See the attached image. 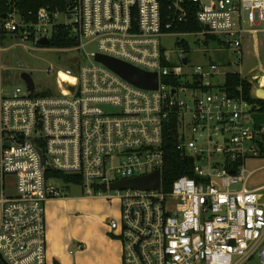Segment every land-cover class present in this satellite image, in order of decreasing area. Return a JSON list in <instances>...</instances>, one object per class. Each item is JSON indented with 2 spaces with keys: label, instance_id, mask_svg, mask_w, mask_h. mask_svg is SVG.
Returning a JSON list of instances; mask_svg holds the SVG:
<instances>
[{
  "label": "built area",
  "instance_id": "1",
  "mask_svg": "<svg viewBox=\"0 0 264 264\" xmlns=\"http://www.w3.org/2000/svg\"><path fill=\"white\" fill-rule=\"evenodd\" d=\"M2 4L0 255L7 264H48L45 205L69 195L51 184L63 181L51 171L75 177L84 197L119 199V219L107 224L123 243V264H264V186L248 188L245 168L264 155V123L254 120L264 112L253 102L264 101L257 96L264 90V0H70L66 10L36 14L22 13L13 0ZM192 22L203 29L178 31ZM61 30L78 42L62 50L77 54L94 43L98 50L56 72V95L38 93L36 84L31 91L25 81L6 92L12 68L1 65L2 54L18 41L51 44ZM173 33L216 37L234 62L193 67L186 50L173 56L161 45ZM251 43L257 65L244 73L237 69L247 66ZM97 54L157 74L158 88L130 84ZM237 74L252 84L250 99L243 85L237 96L224 89ZM220 76L223 84L216 83ZM171 133L194 166L193 177L167 188ZM157 171L160 189L113 188Z\"/></svg>",
  "mask_w": 264,
  "mask_h": 264
},
{
  "label": "rangeland",
  "instance_id": "2",
  "mask_svg": "<svg viewBox=\"0 0 264 264\" xmlns=\"http://www.w3.org/2000/svg\"><path fill=\"white\" fill-rule=\"evenodd\" d=\"M220 40H223V36H219ZM185 42L188 48L181 46L179 44ZM261 56L264 58V42L261 41ZM161 45L165 50H168L173 56L181 55L183 50H186L185 55L189 57L191 66L208 67L214 63L222 64L225 62H234L231 53L228 51L227 47L223 43H206L199 36L195 35H178L173 33L172 35H166L161 39ZM250 49L245 50V59L247 66L243 69L238 68L237 70H243L247 73L249 68L257 65L255 57V51L252 49V43L250 44ZM98 50L95 43L86 46V49L82 50L80 53L73 54L62 49H55L46 46H40L39 44L28 41L13 44V48L2 54L1 65L3 67L12 68L11 78L5 80V90L9 92L12 88L16 86H21L24 88L25 84L20 78V74L27 71L31 74L34 84H36L37 92L42 94H58V84L56 83V72L65 70L67 68H74L77 60H81L82 63H86L87 59L85 57L86 53L92 54ZM76 57V58H75ZM250 65V66H249ZM51 68H55L54 73H49ZM225 81L224 77L220 76L216 83L223 84ZM260 86L264 87V80L260 82ZM246 176L249 177L247 184L248 188L256 189L258 187L264 186V155L258 157L257 159H248L245 164ZM251 174V175H250ZM14 179L12 176L7 177L6 191L11 192V185ZM51 184L57 187H66L69 195L73 197H80L83 195V191L76 185H65L63 181H51ZM243 184L233 185L234 190L240 191L243 188ZM106 200V199H104ZM96 209L100 215L110 214L109 219H119L120 212V201L116 200H106L97 202ZM1 211L0 208V221H1ZM247 264H258L256 261H250Z\"/></svg>",
  "mask_w": 264,
  "mask_h": 264
},
{
  "label": "crops",
  "instance_id": "3",
  "mask_svg": "<svg viewBox=\"0 0 264 264\" xmlns=\"http://www.w3.org/2000/svg\"><path fill=\"white\" fill-rule=\"evenodd\" d=\"M67 196L46 202L48 264H123V243L110 232V214L100 215L97 202Z\"/></svg>",
  "mask_w": 264,
  "mask_h": 264
},
{
  "label": "trees",
  "instance_id": "4",
  "mask_svg": "<svg viewBox=\"0 0 264 264\" xmlns=\"http://www.w3.org/2000/svg\"><path fill=\"white\" fill-rule=\"evenodd\" d=\"M10 0H2V3L7 4ZM70 0H13L16 7L23 13L32 12L36 14L40 8H46L49 10H66L68 8V2ZM1 3L0 10L5 11V7ZM203 27L199 26L197 23L183 24L178 31H197L200 32ZM206 43H221L216 37L208 36L205 40ZM78 42L72 37H68L65 30H61L59 35L55 36L51 40L50 48L55 49H73L76 48ZM183 46H188L183 42ZM227 83L224 89L232 96H237V90L240 85H243V90L247 94L248 99L251 98L250 91L252 90V84L247 80H242L240 75H229L227 77ZM48 95V94H43ZM253 102H258L260 105V111L264 112V101L255 100ZM166 161L164 165L163 172V183L169 188V185L179 177L189 175L193 177L194 161L188 155L183 154L177 150V139L171 133L165 143ZM53 177L63 180L67 185L77 184L78 180L67 174H60L57 172L50 173ZM0 264H4L0 259Z\"/></svg>",
  "mask_w": 264,
  "mask_h": 264
},
{
  "label": "water",
  "instance_id": "5",
  "mask_svg": "<svg viewBox=\"0 0 264 264\" xmlns=\"http://www.w3.org/2000/svg\"><path fill=\"white\" fill-rule=\"evenodd\" d=\"M69 5V2H68ZM6 16H4L5 18ZM69 36V33H66ZM40 46H49L50 41L47 38L41 39L39 42ZM96 61L102 63L106 67H108L111 71L116 72L120 77H122L125 81L129 82L130 84H134L143 89H157L158 88V77L157 74L154 73H146L145 71L135 67L132 64H127L123 61L117 60L115 58H110L107 56H103L101 54L96 55ZM184 63H187V58L184 59ZM21 80L25 81L28 86V89L31 91L35 90V84L33 78L30 73L24 72L21 75ZM257 96L264 100V90L261 89L257 91ZM253 110L255 111L256 108L254 107ZM254 120L256 122V126L264 123V114L256 113L254 115ZM161 184V172L157 171L152 173L149 176L145 177H135L131 180H124L113 184V188H139V189H160ZM0 259L4 264H7L3 257L0 255Z\"/></svg>",
  "mask_w": 264,
  "mask_h": 264
}]
</instances>
